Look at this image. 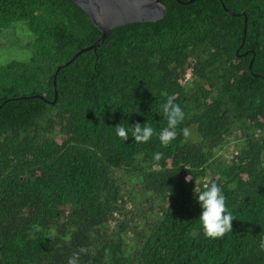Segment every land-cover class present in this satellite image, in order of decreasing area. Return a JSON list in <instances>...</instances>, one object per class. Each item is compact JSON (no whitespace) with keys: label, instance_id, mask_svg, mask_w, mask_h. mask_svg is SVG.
<instances>
[{"label":"trees","instance_id":"16d2710c","mask_svg":"<svg viewBox=\"0 0 264 264\" xmlns=\"http://www.w3.org/2000/svg\"><path fill=\"white\" fill-rule=\"evenodd\" d=\"M161 2L65 66L101 36L86 14L0 0V40L32 54L0 65V264H264V0ZM168 97L184 119L165 147ZM210 182L236 218L220 238L199 220Z\"/></svg>","mask_w":264,"mask_h":264},{"label":"clouds","instance_id":"9594fccd","mask_svg":"<svg viewBox=\"0 0 264 264\" xmlns=\"http://www.w3.org/2000/svg\"><path fill=\"white\" fill-rule=\"evenodd\" d=\"M162 110L167 119V127L160 130L158 136L160 143L167 147L176 139V128L183 121L184 112L172 97H168L166 103L162 105ZM130 131L132 138L138 143H147L153 135L157 134L156 130L148 124L142 126L136 123L131 126ZM116 133L124 141L129 138V129L124 126L117 125ZM183 134L185 137L189 135L187 128L183 129ZM162 156L163 153L157 152L154 154V159L159 161ZM229 187L234 188L235 183L229 185ZM196 193L202 209L199 220L203 225L204 235L209 238H220L231 232L232 221L236 218L227 209L226 196L222 187L215 182H210L204 190ZM258 247L261 252H264V236L260 238ZM68 264H79V254L73 253L68 260Z\"/></svg>","mask_w":264,"mask_h":264},{"label":"water","instance_id":"95a60500","mask_svg":"<svg viewBox=\"0 0 264 264\" xmlns=\"http://www.w3.org/2000/svg\"><path fill=\"white\" fill-rule=\"evenodd\" d=\"M69 3L80 8L100 33V38L91 46L81 49L77 52L65 66L69 65L79 55L90 50H96L101 45L108 34L115 28L133 23H155L163 19L165 5L161 0H67ZM194 0H190L189 3ZM184 4V3H182ZM225 13L235 16L223 5ZM244 18V38L246 34V21ZM243 38V40H244ZM62 66L57 68L56 73ZM53 78V87L55 98L52 104L57 100L56 81Z\"/></svg>","mask_w":264,"mask_h":264},{"label":"rangeland","instance_id":"374dc122","mask_svg":"<svg viewBox=\"0 0 264 264\" xmlns=\"http://www.w3.org/2000/svg\"><path fill=\"white\" fill-rule=\"evenodd\" d=\"M21 40H22V42L20 44H16V39L15 38L14 39L13 38H8V39L3 40V41L0 40V65H1V63H2V65L8 63V61L10 62V60H17V61L25 62L29 58H31L32 54H31L30 51L19 49L20 45H23L27 41H30L29 37L26 39V38H23V36H22ZM233 146H234V143H231L229 148L232 149ZM116 175L119 178H122V174L121 173L116 172ZM129 186L131 188L132 187V183H129ZM137 189L139 191V187H137ZM131 190L133 191V194H136V192H134L133 189H131ZM127 208L130 209V205H128ZM130 217H132L133 220L137 219L133 214H131ZM113 225L114 224L112 223L111 224L112 228H113Z\"/></svg>","mask_w":264,"mask_h":264}]
</instances>
